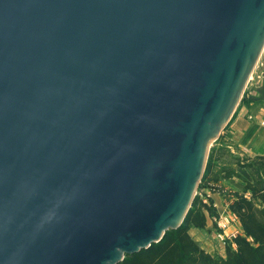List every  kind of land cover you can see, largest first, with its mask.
<instances>
[{
  "label": "water",
  "instance_id": "95a60500",
  "mask_svg": "<svg viewBox=\"0 0 264 264\" xmlns=\"http://www.w3.org/2000/svg\"><path fill=\"white\" fill-rule=\"evenodd\" d=\"M263 48L264 0H0V264L177 228Z\"/></svg>",
  "mask_w": 264,
  "mask_h": 264
},
{
  "label": "trees",
  "instance_id": "16d2710c",
  "mask_svg": "<svg viewBox=\"0 0 264 264\" xmlns=\"http://www.w3.org/2000/svg\"><path fill=\"white\" fill-rule=\"evenodd\" d=\"M213 163L207 162L202 177L211 174ZM239 165L251 172L252 179L244 180L241 192L229 203L241 232L226 239L225 256L206 252L189 233L191 228H205L208 217L218 216L211 198L205 202L195 195L177 228L166 230L158 242L126 255L117 264H264V154L251 156ZM232 171L230 167V175Z\"/></svg>",
  "mask_w": 264,
  "mask_h": 264
},
{
  "label": "rangeland",
  "instance_id": "374dc122",
  "mask_svg": "<svg viewBox=\"0 0 264 264\" xmlns=\"http://www.w3.org/2000/svg\"><path fill=\"white\" fill-rule=\"evenodd\" d=\"M261 89L264 91V48L250 73L248 81L229 121L221 130L218 137L211 143L206 164L210 160H212V162L214 160L212 172L209 176L205 174L204 177H201L195 189V195L198 198L205 202H209V199L211 198L216 210L219 208L221 210H219L220 212H222V210L225 211V213L221 215L217 212V217H209L212 219V223L205 228L199 229V232L204 236V240L197 241L192 237L198 245L201 246L204 244L206 247L204 248L207 251L210 250L211 255L215 257L225 256L226 239H230L232 236L241 232L240 223L237 217L227 211V209L230 199H233L235 193L241 192L247 175L250 180L252 179L251 172L239 165V162H245L251 158V156L239 155L236 149L232 151L230 148V139L227 137V131H230V120H232L238 110L242 107H245L248 110L249 120H259V115L261 114L264 116V93L260 92ZM261 127L264 129V125H261ZM230 167L233 170L231 175L228 172ZM237 167L240 168V171H237ZM216 195L225 198L222 202L220 201L221 204H218V207L214 205L215 199L213 196ZM224 224L225 227H220ZM225 230L226 234L224 233ZM218 233L221 234V239L218 237ZM204 241H207V244L203 243Z\"/></svg>",
  "mask_w": 264,
  "mask_h": 264
},
{
  "label": "crops",
  "instance_id": "0c3cea01",
  "mask_svg": "<svg viewBox=\"0 0 264 264\" xmlns=\"http://www.w3.org/2000/svg\"><path fill=\"white\" fill-rule=\"evenodd\" d=\"M260 92L264 93L263 89H261ZM259 116H260L259 120L257 119L249 120L248 110L245 107L244 108L242 107L241 109L238 110L237 114L232 118V120H230V131H227L228 134L227 137L228 139H230V148L232 151L236 149L239 155H248V156L264 154V129L263 127H261V125H264V116L262 114ZM236 169L237 171H240V168L237 167ZM246 179L250 180L248 175ZM213 198L215 199L214 205L216 207H218L217 205L218 204L220 205L221 202L225 200V198L219 195L213 196ZM231 200L232 199H230V202ZM219 210L220 209L217 208V212L219 215L225 213L224 210H222V212H220L221 210L220 211ZM227 211L230 212L229 208L227 209ZM211 223H212V219L208 217L206 226H209V224ZM189 233L197 241L204 240V236L202 235L201 232H199L198 228H191L189 230ZM224 233L226 234V230L224 231ZM203 243L207 244V241H204ZM201 247L205 251H207L205 249L206 247L204 246V244H202ZM207 252L211 254L210 250Z\"/></svg>",
  "mask_w": 264,
  "mask_h": 264
},
{
  "label": "built area",
  "instance_id": "2783aa9c",
  "mask_svg": "<svg viewBox=\"0 0 264 264\" xmlns=\"http://www.w3.org/2000/svg\"><path fill=\"white\" fill-rule=\"evenodd\" d=\"M220 227H225V224ZM218 237L221 239V234L218 233Z\"/></svg>",
  "mask_w": 264,
  "mask_h": 264
},
{
  "label": "bare ground",
  "instance_id": "6f19581e",
  "mask_svg": "<svg viewBox=\"0 0 264 264\" xmlns=\"http://www.w3.org/2000/svg\"><path fill=\"white\" fill-rule=\"evenodd\" d=\"M250 76V75H249ZM246 84V83H245Z\"/></svg>",
  "mask_w": 264,
  "mask_h": 264
}]
</instances>
